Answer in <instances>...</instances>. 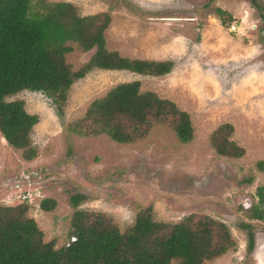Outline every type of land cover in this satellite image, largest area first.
<instances>
[{"label":"rangeland","instance_id":"1","mask_svg":"<svg viewBox=\"0 0 264 264\" xmlns=\"http://www.w3.org/2000/svg\"><path fill=\"white\" fill-rule=\"evenodd\" d=\"M46 1L69 3L80 17L108 15L107 50L174 67L163 77L93 70L72 86L62 120L43 93L8 98L24 101L27 113L38 116L31 134L38 153L26 161L0 134V206L15 205L26 194V216L56 249L72 236L74 195L84 197L78 210L103 214L121 231L148 207L156 221L170 224L209 216L230 229L237 247L207 264H264V219L247 215L264 188L257 166L264 162V0H257L260 10L250 0ZM217 8L230 13L232 26L222 25ZM95 52L74 45L66 62L78 71ZM132 82L188 113L194 139L183 144L166 125L130 144L72 132L93 101ZM225 124L233 127L231 141L244 150L240 158L223 157L212 146L213 133ZM45 199L56 202L53 211L41 210ZM243 224L254 234L251 252Z\"/></svg>","mask_w":264,"mask_h":264},{"label":"trees","instance_id":"2","mask_svg":"<svg viewBox=\"0 0 264 264\" xmlns=\"http://www.w3.org/2000/svg\"><path fill=\"white\" fill-rule=\"evenodd\" d=\"M257 9V0H250ZM216 14L222 25L234 19L222 9ZM110 24L106 14L80 17L69 3L46 0H0V134L7 144L23 151L26 161L37 157L31 134L38 124L36 115L27 113L21 100L7 99L22 92L43 93L62 120L74 83L93 70L128 71L144 76L163 77L171 73V61L128 59L106 49L104 33ZM77 45L84 52L96 50L90 61L75 71L66 55ZM155 125L169 126L179 141L194 139L188 113L155 93L140 91V83L121 84L88 107L82 120L70 126L75 135H106L119 144L145 138ZM230 124L212 135V146L223 157L240 158L244 150L230 136ZM264 171V162L257 164ZM258 205L247 208L253 220H263L264 188L257 191ZM81 195L70 197L75 208L71 238L56 249L55 241L45 242L36 221L28 218L29 202L0 206V264H207L236 249L230 229L209 216H188L174 224L158 222L151 208L139 213L134 224L121 231L103 215L78 210ZM40 208L51 212L52 199ZM248 250L255 240L250 225Z\"/></svg>","mask_w":264,"mask_h":264},{"label":"built area","instance_id":"3","mask_svg":"<svg viewBox=\"0 0 264 264\" xmlns=\"http://www.w3.org/2000/svg\"><path fill=\"white\" fill-rule=\"evenodd\" d=\"M19 200H21V201H28L29 202V197L26 194H23L22 196L19 197Z\"/></svg>","mask_w":264,"mask_h":264}]
</instances>
